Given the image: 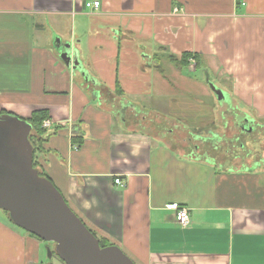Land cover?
Instances as JSON below:
<instances>
[{
	"label": "crops",
	"instance_id": "0c3cea01",
	"mask_svg": "<svg viewBox=\"0 0 264 264\" xmlns=\"http://www.w3.org/2000/svg\"><path fill=\"white\" fill-rule=\"evenodd\" d=\"M91 1L98 9L86 8ZM185 53L195 70L170 61ZM167 65L177 86L159 93L174 88L181 107H204V126L149 112L138 127L134 71ZM203 74L225 94L217 90L218 102ZM263 86L264 0H0V112H48L36 170L134 264H264V170L228 156L216 162L202 147L220 135L218 116L251 132L226 101L261 119ZM162 121L172 144L150 131ZM197 135L201 143L178 145ZM171 203L188 211L186 226ZM8 224L0 220V264H51L47 245Z\"/></svg>",
	"mask_w": 264,
	"mask_h": 264
},
{
	"label": "water",
	"instance_id": "95a60500",
	"mask_svg": "<svg viewBox=\"0 0 264 264\" xmlns=\"http://www.w3.org/2000/svg\"><path fill=\"white\" fill-rule=\"evenodd\" d=\"M30 132L25 120L0 113V210L18 228L55 243L64 264H134L119 247H101L60 191L33 168Z\"/></svg>",
	"mask_w": 264,
	"mask_h": 264
},
{
	"label": "rangeland",
	"instance_id": "374dc122",
	"mask_svg": "<svg viewBox=\"0 0 264 264\" xmlns=\"http://www.w3.org/2000/svg\"><path fill=\"white\" fill-rule=\"evenodd\" d=\"M190 63L194 64L195 62L194 60H190ZM158 68L161 69V72L158 71ZM134 72L138 73L136 75V78L132 82V86L135 87L133 94L136 95L135 99H133L134 100L133 103L137 106V108L132 114V117L138 120L137 124L139 128H141L142 126L141 122L143 117H147V118L150 117L148 114L149 112L152 114L151 118L161 119V117H167L170 120L178 119L182 121L180 122L183 123L181 125H186L189 129L205 125L204 123H201V120H204L207 116L204 107H203L204 109L203 114H200L199 112L196 111V109L193 110L189 107V110H186L185 107L183 106L181 107L179 104H177L179 96L184 97L183 92L176 93V91H174V88H171L168 90V92L164 91L161 94L159 93V89L162 88V86H177V83L173 80L175 76L173 75L172 67L170 65L162 66V67L159 66L157 67V69L152 68L148 73L140 72V70ZM186 75L193 78L191 75L188 74ZM203 76L204 78L202 83L205 86L209 87L213 98L216 100V102H218L217 99L219 93L217 92V90H220L221 87L208 85L205 74H203ZM137 78L139 80L138 83H137ZM76 81L78 82V78ZM145 86H153L150 93L146 92ZM199 89H201V87H199ZM220 91L222 92V90ZM222 94L223 96H225L223 92ZM203 96H207V94L204 93ZM191 98H193V96L189 93L188 94L189 101ZM161 102H164L168 106V109L163 108L161 106ZM226 102L228 105H230L228 108L236 112V116H235L237 119L236 121H239V118H243L244 115L248 121L249 126L252 127V131L248 132V129H246V131L241 130V128L238 126V122L236 123V126L231 123L229 125L225 124L224 126V123L222 122L223 121L222 117L218 116L217 131L220 132V135L218 137L204 138L202 140L203 150H206L208 154V155L205 154V156L207 157L209 156V153H211L210 156L212 157L214 156L216 162L217 161L222 162L227 156H228L227 158L232 157L235 158V161L239 162L240 165L245 164V167H252V168L257 166L258 168H260V170L263 171L264 170V94H263V118L261 119L255 118L254 112H252L251 110L252 108L251 109L246 108L238 101L227 100ZM1 109L2 108H0V110ZM222 109L223 107L221 108L217 107L218 112L221 111ZM144 111H146L147 113H145ZM157 115H159V117ZM170 126L171 125L167 124V122L162 121L156 123L150 129V131H152L151 133L155 136L159 133L160 136L165 135L164 137H169L170 143L172 144L173 138L170 137L171 134H167V131ZM173 127L180 129L179 125H174ZM207 131H204V135H206ZM178 135L181 136L180 133ZM196 139H193L192 143H189V140L186 139V143L184 144H182L181 141L178 140V145L179 144L182 146L186 145L191 148L196 144H199V142L200 143L202 142L201 139H199V136ZM206 160L208 161L207 158ZM8 217L9 216L6 212L0 210V220L4 221L5 223L6 221H8L9 226L17 227L12 223L11 220L8 219ZM10 221L12 224L10 223ZM42 243L47 245L46 251L45 249H43V254H45V259L49 258L50 255L51 260L49 263L64 264L57 257L56 254L53 256L50 253V250L52 253H54L55 250L54 244L52 242L49 243L42 241ZM120 250L122 251L121 248Z\"/></svg>",
	"mask_w": 264,
	"mask_h": 264
},
{
	"label": "trees",
	"instance_id": "16d2710c",
	"mask_svg": "<svg viewBox=\"0 0 264 264\" xmlns=\"http://www.w3.org/2000/svg\"><path fill=\"white\" fill-rule=\"evenodd\" d=\"M190 60H194L195 63H194V66H193V70H195L196 66H197L196 65L195 56H192V55H190L188 53H185V54H183L181 56V59H179V60H177L173 56L170 57V61L173 64H175L176 66H178L179 68H181V69H188L189 66H190ZM156 69H157V67H156ZM158 71L161 72V69L158 68ZM117 88H118V86H117ZM0 113H5V111H1ZM21 119L25 120L31 126V132L29 134V142H30V144L33 147V168L36 169L37 168V165H36L37 162H36V159H35L36 158L35 155L37 153L41 152V147H42L43 143H45V139L44 138L47 135V130L42 127V124H43V122L45 120H49V114H48V112L46 110H36V111L31 113L29 118H21ZM76 144H78V143H76ZM39 175H40V173H39ZM44 177H46V176H44ZM46 178L48 180H50L48 177H46ZM66 203L68 204L67 201H66ZM68 206H69V204H68ZM31 236H33V235H31ZM33 237L36 238L35 236H33ZM99 244H100L101 247L110 246V244L108 243L107 240H99Z\"/></svg>",
	"mask_w": 264,
	"mask_h": 264
},
{
	"label": "built area",
	"instance_id": "2783aa9c",
	"mask_svg": "<svg viewBox=\"0 0 264 264\" xmlns=\"http://www.w3.org/2000/svg\"><path fill=\"white\" fill-rule=\"evenodd\" d=\"M100 3L98 1L86 2L85 6L89 9H98ZM43 128L49 127V120H45L42 124ZM115 184L122 185L123 182L120 179H115ZM167 209L175 212L176 222L181 226H186L189 223L188 211L185 208H181L178 203H171L167 205Z\"/></svg>",
	"mask_w": 264,
	"mask_h": 264
},
{
	"label": "flooded vegetation",
	"instance_id": "af4514ba",
	"mask_svg": "<svg viewBox=\"0 0 264 264\" xmlns=\"http://www.w3.org/2000/svg\"><path fill=\"white\" fill-rule=\"evenodd\" d=\"M240 123H242V122H240ZM242 124H243V123H242ZM242 124H241V125H242ZM242 128H243V127H242ZM6 213H7V212H6ZM7 214H8V213H7ZM52 243H53V242H52ZM53 244H54V249H55V247H56V244H55V243H53Z\"/></svg>",
	"mask_w": 264,
	"mask_h": 264
}]
</instances>
